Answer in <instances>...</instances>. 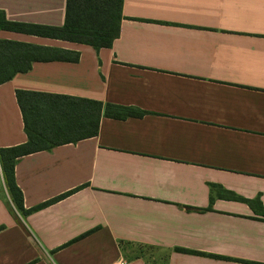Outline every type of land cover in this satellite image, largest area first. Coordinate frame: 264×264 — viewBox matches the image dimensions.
<instances>
[{
	"label": "crops",
	"instance_id": "1",
	"mask_svg": "<svg viewBox=\"0 0 264 264\" xmlns=\"http://www.w3.org/2000/svg\"><path fill=\"white\" fill-rule=\"evenodd\" d=\"M65 4L0 0V12L59 27ZM0 40L79 54L0 85V149L27 140L19 90L144 112L102 115L95 137L18 159L25 210L71 192L26 215L0 167V264H264V0H123L120 35L98 51Z\"/></svg>",
	"mask_w": 264,
	"mask_h": 264
},
{
	"label": "trees",
	"instance_id": "2",
	"mask_svg": "<svg viewBox=\"0 0 264 264\" xmlns=\"http://www.w3.org/2000/svg\"><path fill=\"white\" fill-rule=\"evenodd\" d=\"M122 5L123 0H66L64 23L59 27L10 22L0 12V30L82 44L98 51L110 48L119 37ZM78 59L79 54L76 52L0 40V85L10 81L17 74L28 72L33 63H75ZM15 98L27 140L21 145L1 148L0 167L10 198L15 208L23 215L53 204L71 192L31 210H25L22 193L14 179V167L18 159L95 137L102 115L124 119L144 114L134 108L65 95L19 90L16 91ZM232 198L263 211L259 199L250 201ZM181 251L201 255L197 252Z\"/></svg>",
	"mask_w": 264,
	"mask_h": 264
},
{
	"label": "built area",
	"instance_id": "3",
	"mask_svg": "<svg viewBox=\"0 0 264 264\" xmlns=\"http://www.w3.org/2000/svg\"><path fill=\"white\" fill-rule=\"evenodd\" d=\"M116 264H125V262L121 259Z\"/></svg>",
	"mask_w": 264,
	"mask_h": 264
}]
</instances>
